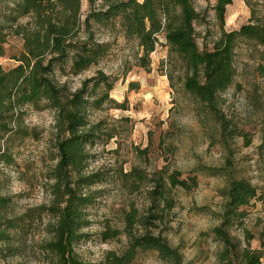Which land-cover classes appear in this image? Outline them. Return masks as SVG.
<instances>
[{"label":"rangeland","instance_id":"obj_1","mask_svg":"<svg viewBox=\"0 0 264 264\" xmlns=\"http://www.w3.org/2000/svg\"><path fill=\"white\" fill-rule=\"evenodd\" d=\"M261 1L232 0L224 28L230 31L247 22L252 5L258 7ZM215 2L194 0L202 15L195 24L201 49H210L219 36ZM81 11L83 18L88 0H81ZM94 29L98 39L109 42L108 53L90 69L62 79L77 87L101 69L115 80L109 97L124 102L125 107L106 100L99 109L90 111V118L103 120L113 135L90 149L86 170L99 172L101 180L90 187L95 200L87 208L90 224L84 230L88 237L75 246L79 257L98 262L108 251H121L126 245L123 233L104 241L101 232L108 227L121 228L124 212L132 207L145 214L153 177L159 172L166 177L173 171L186 178L189 186L170 189L171 204L160 203L162 218L154 231L179 245L188 264L217 262L218 245L208 231L218 223L220 189L230 177L245 178L256 188V196L243 207L241 224L234 225L231 233L242 238L243 228L247 229L253 235L251 246L264 251V75L255 69L261 47L241 40L234 48L233 81L221 92L217 104L225 119L222 128L205 105L184 88L187 69L163 35L143 67L136 40L124 38L118 26ZM21 46L18 36H8L0 55L2 67L16 64ZM22 111L29 135L0 141L9 155L0 156V196L8 199L5 214L22 219L20 226L9 231L14 250L1 254L0 264H51L42 247L49 237L47 223L53 218L41 207L50 202V173L57 161L54 112L31 105ZM133 167L148 180L130 191L123 174ZM194 175L196 184L189 179ZM134 264L161 263L153 252H141Z\"/></svg>","mask_w":264,"mask_h":264},{"label":"trees","instance_id":"obj_2","mask_svg":"<svg viewBox=\"0 0 264 264\" xmlns=\"http://www.w3.org/2000/svg\"><path fill=\"white\" fill-rule=\"evenodd\" d=\"M232 0H216L213 9L219 23V36L210 49L199 48L196 21L202 18L194 0H88V11L82 18L81 0H0V55L8 36L22 41L16 64L4 68L0 64V141L23 138L29 130L22 122L26 105L51 108L54 112L57 161L53 166L49 188L51 199L41 211L53 218L47 223L49 237L42 253L51 264H134L141 252H153L161 264H188L181 247L171 244L155 232L161 220L160 203L170 205L171 188H188L186 178L178 171L164 177H153L149 191L150 206L145 214L134 207L124 212L121 228L108 227L101 239L126 236V245L119 251H108L98 262L85 261L75 246L88 237L84 230L90 224L87 208L94 202L90 187L101 180L97 171H87L90 149L96 142L105 143L113 135L103 120H92L91 109H99L109 100L114 79L102 71L82 79L71 87L64 75H78L97 65L109 50V42L98 39L94 27L115 28L124 38L134 39L141 51L139 64L146 67L149 55L163 35L166 44L183 61L187 74L184 88L205 105L219 125L225 119L218 111V98L233 81L234 48L238 41L261 47L256 71L264 75V0L252 5L247 22L237 29L224 28L227 5ZM0 156L8 158L0 143ZM189 179L196 184V176ZM148 180L146 174L133 167L123 174L130 191ZM193 183V184H194ZM222 197L218 223L209 229L218 245L216 264H261L264 251L250 244L253 235L243 228L242 238L231 233L245 216L243 207L256 196L255 186L245 178L230 177L220 189ZM8 199L0 196V255L13 252L9 231L21 224V217L5 214Z\"/></svg>","mask_w":264,"mask_h":264},{"label":"crops","instance_id":"obj_3","mask_svg":"<svg viewBox=\"0 0 264 264\" xmlns=\"http://www.w3.org/2000/svg\"><path fill=\"white\" fill-rule=\"evenodd\" d=\"M228 6V5H227ZM226 10H227V8H226Z\"/></svg>","mask_w":264,"mask_h":264}]
</instances>
